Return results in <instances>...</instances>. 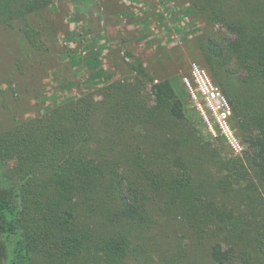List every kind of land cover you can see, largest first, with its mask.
<instances>
[{
  "label": "trees",
  "instance_id": "16d2710c",
  "mask_svg": "<svg viewBox=\"0 0 264 264\" xmlns=\"http://www.w3.org/2000/svg\"><path fill=\"white\" fill-rule=\"evenodd\" d=\"M191 1L206 22L200 51L213 75L232 95L239 86L228 64L246 71L254 99L245 107L256 104L264 129V0ZM52 3L0 0V22L14 27ZM219 21L235 39L213 29ZM130 67L133 81L114 80L0 130V264H154L149 246L161 216L181 218L198 244L224 238L248 247L253 264L263 248L257 184L235 169L240 159H215L169 78L153 85L151 105L144 84L154 78L139 60ZM255 166L264 180V163Z\"/></svg>",
  "mask_w": 264,
  "mask_h": 264
},
{
  "label": "rangeland",
  "instance_id": "374dc122",
  "mask_svg": "<svg viewBox=\"0 0 264 264\" xmlns=\"http://www.w3.org/2000/svg\"><path fill=\"white\" fill-rule=\"evenodd\" d=\"M205 29L206 22L191 0H53L49 8L25 22L18 20L14 27L0 22V130L44 115L114 80L133 81L137 72L130 65L139 60L154 78L144 84L149 103L156 102L153 85L169 78L176 105L182 106L201 141L208 143L219 161L241 160V169L238 165L235 169L246 181L257 184L253 198L264 210V180L255 171V163H264V129L254 117L256 104L245 107L253 98L245 88L247 73L235 60L228 64L234 73L230 80L239 86L230 95L200 51L199 37ZM213 29L226 39L236 37L221 21ZM192 62L206 68L227 95L235 142L203 100L196 102L191 96L185 77L190 76ZM13 162L3 163L1 169ZM213 172L221 173L215 165ZM156 231L157 238L149 246L154 264H175L176 258L179 264H249L248 247L224 238L198 244L179 217L161 216ZM257 231L262 234L263 248L257 247L253 264H264V220ZM166 234L170 238L165 239Z\"/></svg>",
  "mask_w": 264,
  "mask_h": 264
},
{
  "label": "built area",
  "instance_id": "2783aa9c",
  "mask_svg": "<svg viewBox=\"0 0 264 264\" xmlns=\"http://www.w3.org/2000/svg\"><path fill=\"white\" fill-rule=\"evenodd\" d=\"M185 83L193 99L196 102L203 100L225 134L232 140L231 142H235L229 125L232 105L223 89L212 80L206 68L197 62H192L190 76L185 77ZM199 105L201 106V102Z\"/></svg>",
  "mask_w": 264,
  "mask_h": 264
}]
</instances>
